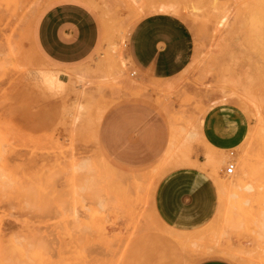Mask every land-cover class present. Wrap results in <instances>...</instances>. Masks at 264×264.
Returning a JSON list of instances; mask_svg holds the SVG:
<instances>
[{"label":"rangeland","instance_id":"1","mask_svg":"<svg viewBox=\"0 0 264 264\" xmlns=\"http://www.w3.org/2000/svg\"><path fill=\"white\" fill-rule=\"evenodd\" d=\"M160 12L180 19L194 46L166 76L156 63L137 66L128 48L139 22L168 26ZM61 24L74 38L63 47ZM42 42L79 58L56 62ZM223 101L249 117L229 149L199 129L203 111ZM181 165L215 186L212 214L193 228L154 210L158 180ZM207 258L264 264V0H0V264Z\"/></svg>","mask_w":264,"mask_h":264},{"label":"crops","instance_id":"2","mask_svg":"<svg viewBox=\"0 0 264 264\" xmlns=\"http://www.w3.org/2000/svg\"><path fill=\"white\" fill-rule=\"evenodd\" d=\"M166 12L157 16L169 17L168 26L143 20L136 25L129 38V52L137 66L151 67L156 74L172 75L181 70L191 58L194 46L191 34H186L180 19ZM67 27L61 24L56 31L57 46L74 41L63 33ZM68 30V29H67ZM163 43L159 44V43ZM46 56L61 64H69L78 58L59 54L47 42H42ZM107 118H121L108 115ZM246 112L233 102L223 101L208 106L201 115L200 132L203 139L213 147L229 149L244 138L249 124ZM171 137L169 138L168 145ZM203 147L201 148V150ZM156 215L167 225L193 228L210 217L215 206V186L204 170L197 166L169 168L158 180L153 198ZM223 258V257H222ZM222 258H207L196 264H232ZM195 264V263H194Z\"/></svg>","mask_w":264,"mask_h":264},{"label":"bare ground","instance_id":"3","mask_svg":"<svg viewBox=\"0 0 264 264\" xmlns=\"http://www.w3.org/2000/svg\"><path fill=\"white\" fill-rule=\"evenodd\" d=\"M244 150L245 149H243V152H244ZM240 162H241V166H242V168H241V172H240V174L238 175H236L237 176V179H236V182L234 183V185L235 186H238V188H240L239 186L240 185H243L244 184V181L247 179V175H248V173H249V166H250V162H249V159H248V157L246 156V155H244V156H241V160H240ZM224 163V158H223V156H220V157H215L214 159H212V161L210 162V166H211V168L216 172V170H217V167L218 166H220V165H222ZM232 174V173H231ZM231 184V183H230ZM233 185V186H234ZM246 185H248V184H246ZM245 185V186H246ZM2 188H3V186H2ZM241 188H243V187H241ZM240 188V189H241ZM245 189H249V186H246L245 187ZM6 190V189H5ZM27 241V240H26ZM20 243V242H19ZM29 243V242H28ZM27 243V244H28ZM29 245V244H28ZM23 246V245H22Z\"/></svg>","mask_w":264,"mask_h":264},{"label":"built area","instance_id":"4","mask_svg":"<svg viewBox=\"0 0 264 264\" xmlns=\"http://www.w3.org/2000/svg\"><path fill=\"white\" fill-rule=\"evenodd\" d=\"M234 170H235V163L233 161H231V160H228L227 164H226V167H225V172L227 174H231V173L234 172Z\"/></svg>","mask_w":264,"mask_h":264}]
</instances>
